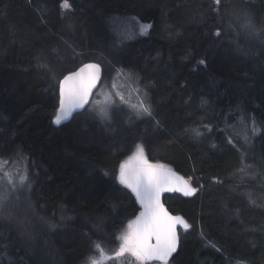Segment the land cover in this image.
I'll use <instances>...</instances> for the list:
<instances>
[{
  "label": "trees",
  "instance_id": "trees-1",
  "mask_svg": "<svg viewBox=\"0 0 264 264\" xmlns=\"http://www.w3.org/2000/svg\"><path fill=\"white\" fill-rule=\"evenodd\" d=\"M60 2L0 0V159L27 166L33 202L0 215V264H90L96 242L116 252L140 210L118 178L137 144L197 189L164 195L192 225L179 228L168 264H264V0H69L67 10ZM245 12L255 31L243 27ZM131 16L149 30L119 42L112 23ZM89 61L103 68L99 87L110 69L132 70L155 119L130 122L117 103L109 122L87 107L54 126L60 79ZM244 165L257 174L241 179Z\"/></svg>",
  "mask_w": 264,
  "mask_h": 264
},
{
  "label": "snow or ice",
  "instance_id": "snow-or-ice-1",
  "mask_svg": "<svg viewBox=\"0 0 264 264\" xmlns=\"http://www.w3.org/2000/svg\"><path fill=\"white\" fill-rule=\"evenodd\" d=\"M214 4L219 6L221 0H213ZM59 7L67 10L71 8L69 0H61ZM219 14V8L213 9ZM246 23L243 27L255 31V25L252 23L249 13H244ZM150 27L143 25L141 31ZM264 31V30H262ZM214 35L219 38L221 32L216 30ZM199 63L204 64V60ZM47 67V65H41ZM88 71L87 75L84 73ZM101 68L99 64H87L78 72H71L65 75L59 81L60 89V108L57 112L54 122L60 124L62 120L68 118L71 113L78 108L88 103V98L92 89L96 87L101 80ZM124 75L123 70L117 71V76ZM129 77L131 74H128ZM114 79V78H113ZM115 84L112 88H115ZM136 94L138 97L137 104H130L131 116L135 119H155L151 105L147 102V93L139 87L137 79ZM117 98L121 104L125 103V96L122 92L115 91L109 93L105 99V107L100 108L101 116L106 120H111V110L116 107ZM99 104L100 102L97 101ZM240 123L244 126L243 143L248 145L250 137L247 132L245 118L242 117ZM155 126H160V121L155 120ZM209 132L212 130L210 125L204 126ZM197 137L203 135L198 129L192 130ZM252 134L255 135L257 127L253 120ZM227 143L231 145L237 152H240L241 161L245 159V152L242 151V146H238V142H234L231 135L228 136ZM215 146V145H214ZM9 160L0 159V204L9 201L10 197L17 191L27 188L31 189V178L27 170L22 174L13 172L7 168ZM264 163V160H262ZM253 165H244L238 171L243 173L241 179L245 176H255L257 173L246 171L252 168ZM119 180L121 184L131 189L137 200L141 204L143 211L135 221L129 223L128 230L120 237L119 249L115 252V257H122L128 254L135 258L137 264H149L151 261H159L160 264H168L169 257L176 251L177 248V226H182L185 230L192 227L186 220L180 216H172L164 205L161 203L160 196L165 191H182L185 195H191L197 191L191 187L188 181L183 177H178L162 164L150 163L144 153L142 144L136 145V151L124 163L120 164ZM255 203V201H252ZM49 227L55 228L56 225L49 224ZM95 248L103 254V249L100 243L94 244ZM90 264H101V262L92 257L88 258ZM87 264V262H86ZM242 264V262H237Z\"/></svg>",
  "mask_w": 264,
  "mask_h": 264
},
{
  "label": "rangeland",
  "instance_id": "rangeland-1",
  "mask_svg": "<svg viewBox=\"0 0 264 264\" xmlns=\"http://www.w3.org/2000/svg\"><path fill=\"white\" fill-rule=\"evenodd\" d=\"M143 25H150V24L142 23L138 18L133 16L120 17L119 19L117 18V21H114V23H112L114 30H117L118 32L117 35L119 42L130 41L135 39L136 37L146 35L149 30V27L141 31V27ZM110 70L111 73H108L107 75L109 76L108 78L110 79L109 82L107 83V85H103L97 89L96 93L94 94L93 98L90 101V104L88 105V109L94 114H96L98 117H100L102 120H104L105 122H109L110 120H106L101 116L100 108L106 106L105 99L109 93L119 91L124 94L125 103L123 105L129 109L130 116H131V109L128 107V105L138 103V97L136 94V86H137L136 82L138 78L137 76L133 75L134 73H132V70H128L127 68H121L119 66L114 67L113 70L112 69ZM118 70H123L124 75L117 76ZM129 73L131 74L130 77L128 75ZM113 84H115L116 86L115 88H112ZM139 87L143 90V88L140 85ZM97 101H99L100 103L98 104ZM117 103L121 104L118 98L116 100V105ZM2 160H6V159H2ZM11 162L7 165V168L13 172L22 174L25 170H27V166L23 162H20V160H17L16 158L15 159L12 158ZM28 190L29 189L27 188L21 189L15 192L10 197L11 200L9 199V201L0 204V215L4 216L7 213L12 214L16 209L25 206L32 207L33 202L29 198ZM127 230L128 227L125 229L124 232H126ZM119 245L117 250L119 249ZM93 258L99 260L100 262L103 261L101 264H105L106 260H109V258L115 260L114 264H127L126 262L123 261V259L119 257L118 258L115 257V252L114 253L103 252V254L100 252V254L99 253L95 254ZM134 259L131 264H137V262Z\"/></svg>",
  "mask_w": 264,
  "mask_h": 264
},
{
  "label": "water",
  "instance_id": "water-1",
  "mask_svg": "<svg viewBox=\"0 0 264 264\" xmlns=\"http://www.w3.org/2000/svg\"><path fill=\"white\" fill-rule=\"evenodd\" d=\"M87 64H99V63H98V62H94V61H89V62L83 63L82 65H80L79 67H77L75 70H73V71H71V72H78L81 68H83V67H84L85 65H87ZM99 65H100V68H101V73H100V75H101V80H100V82L97 83L96 87L92 89V92H91V94H90V96H89V98H88V103H86V104L83 106V108L75 109V110L71 113V115H70L68 118H66L65 120H62L60 124H56V123L54 122V120H55V117H56V115H57V112H58V110H59V108H60V103H59L58 108H57L56 115H55L54 118H53V125H54V126H60V125H62V124H64V123H66L67 121H69V120L71 119V117L73 116L74 113H76V112H77V113H78V112H81V111H83L84 109H86V108L88 107V105L90 104L91 99L93 98V95H94L95 91L99 88V86H100V84H101V81H102V78H103V68H102L101 64H99ZM88 71H90V70H86V72L84 73V75H87V74H88ZM71 72H69L68 74H70ZM68 74H66V75H68ZM58 87H59V85H58ZM59 95H60V89H59ZM166 167H167L168 169H171V171H172L173 173H175L176 176H178V177H183V179H184L185 181H188V180H187V179H186L181 173L175 171L174 169H172V168H170V167H168V166H166ZM118 176H119V175H118ZM188 183H189V181H188ZM189 184H190V183H189ZM190 185H191V184H190ZM191 187H192V186H191ZM171 193H178V194H181L182 196H185V197L188 196V195H185L184 192H182V191L174 190V191H165V192H162V193H161V196H160L161 203L164 205L165 209H167V211H168L172 216H180V217H182L181 214L171 212V211L168 209L167 205L164 203V200H163L164 195H165V194H171ZM133 194H134V193H133ZM134 196H135V194H134ZM135 198H136V196H135ZM136 200H137V198H136ZM137 202H138V204H139L140 211H139L138 215L133 219V221H135L136 218H137V217L140 215V213L143 211V208H142V206H141V204L139 203L138 200H137ZM182 218H183V217H182ZM183 219H184V218H183ZM133 221H132V222H133ZM179 228H182V226H180V225L177 226V246H178V244H179ZM176 249H177V248H176ZM173 253H174V252H173ZM173 253H172V254H173Z\"/></svg>",
  "mask_w": 264,
  "mask_h": 264
},
{
  "label": "bare ground",
  "instance_id": "bare-ground-1",
  "mask_svg": "<svg viewBox=\"0 0 264 264\" xmlns=\"http://www.w3.org/2000/svg\"><path fill=\"white\" fill-rule=\"evenodd\" d=\"M65 76V75H64ZM63 76V77H64ZM63 77L60 79V80H62L63 79ZM103 79V78H102ZM59 85V84H58ZM97 91V90H96ZM96 91H95V93H96ZM94 93V94H95ZM94 96V95H93ZM59 103H60V95H59V87H58V105H59ZM77 113V112H76ZM75 114V113H74Z\"/></svg>",
  "mask_w": 264,
  "mask_h": 264
}]
</instances>
